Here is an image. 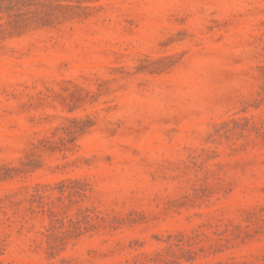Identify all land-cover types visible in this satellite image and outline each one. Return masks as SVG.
I'll use <instances>...</instances> for the list:
<instances>
[{"label":"rangeland","instance_id":"rangeland-1","mask_svg":"<svg viewBox=\"0 0 264 264\" xmlns=\"http://www.w3.org/2000/svg\"><path fill=\"white\" fill-rule=\"evenodd\" d=\"M0 264H264V0H0Z\"/></svg>","mask_w":264,"mask_h":264}]
</instances>
